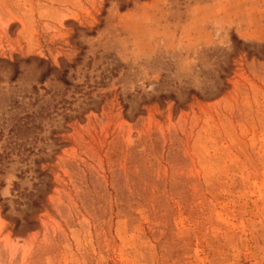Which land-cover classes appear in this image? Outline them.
I'll return each instance as SVG.
<instances>
[{"label": "rangeland", "instance_id": "rangeland-1", "mask_svg": "<svg viewBox=\"0 0 264 264\" xmlns=\"http://www.w3.org/2000/svg\"><path fill=\"white\" fill-rule=\"evenodd\" d=\"M0 264H264V0H0Z\"/></svg>", "mask_w": 264, "mask_h": 264}, {"label": "trees", "instance_id": "trees-1", "mask_svg": "<svg viewBox=\"0 0 264 264\" xmlns=\"http://www.w3.org/2000/svg\"><path fill=\"white\" fill-rule=\"evenodd\" d=\"M62 81H63V83H66V80H65V79H63V78H62ZM41 175H42V174H41ZM14 185H15V187L17 186V184H16V183H15ZM35 205H37V204H36L35 202H33V206H35ZM4 211H6V208L4 209Z\"/></svg>", "mask_w": 264, "mask_h": 264}]
</instances>
